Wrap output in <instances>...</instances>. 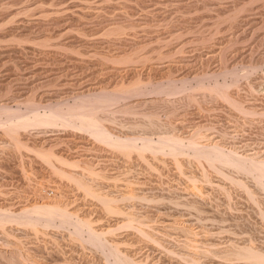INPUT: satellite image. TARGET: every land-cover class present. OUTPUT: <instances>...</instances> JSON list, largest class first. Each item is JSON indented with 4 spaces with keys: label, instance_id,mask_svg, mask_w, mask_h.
Listing matches in <instances>:
<instances>
[{
    "label": "bare ground",
    "instance_id": "bare-ground-1",
    "mask_svg": "<svg viewBox=\"0 0 264 264\" xmlns=\"http://www.w3.org/2000/svg\"><path fill=\"white\" fill-rule=\"evenodd\" d=\"M262 68L264 0H0V264H264Z\"/></svg>",
    "mask_w": 264,
    "mask_h": 264
},
{
    "label": "rangeland",
    "instance_id": "rangeland-1",
    "mask_svg": "<svg viewBox=\"0 0 264 264\" xmlns=\"http://www.w3.org/2000/svg\"><path fill=\"white\" fill-rule=\"evenodd\" d=\"M233 65H235V67H237V69H238V71H239L240 74L245 73V72L247 71V69H248V68H247L248 62H243V61H242V58H239L237 61H235V62L233 63ZM257 74H258V75L260 74L261 76H264V68H262V70H259ZM257 92H258L259 95L264 96V87H263L261 90H258ZM56 175L59 176V177H61L59 174H56ZM59 177H58V178H59ZM45 186H46V185H45ZM45 186H44V185H42V186L40 185V186H39V187H40L39 189H40L41 193H40V192H38V193H39V195L41 194L40 196H42V195L45 194V193H46L45 195H46V196L48 195L49 197H55V196L58 195V194L61 195V193H60L58 190H57V192H56V190H53L51 185H50V186L47 185V188H45ZM43 187H44L46 190L43 189ZM53 188H54V187H53ZM240 194H241V193H240ZM45 195H43V196H45ZM60 195H58V196H60ZM48 196H47V197H48ZM237 197H238V198L240 197V200L237 199V198L235 199L236 202L238 201L237 204L240 203L239 206H238V209L242 207L240 210H241V211L244 210V212H247V210L249 209V208L246 209L247 204H245V203H247V199H246V198H242V196L239 195V193H238V196H237ZM241 199H243L244 201L241 200ZM239 201H240V202H239ZM242 202H243L245 205H244ZM242 205H243V206H242ZM242 209H243V210H242ZM245 209H246V210H245ZM240 210H239V211H240ZM237 211H238V210H237ZM233 212H235V211H233ZM253 217H254V220H256V219H258L259 215H257V216H256V215H253ZM256 217H257V218H256ZM258 220L261 221L260 218H259ZM261 223H262V222H261ZM259 225L262 226V224H259ZM60 232H61V231H60ZM12 238H15V237H12ZM18 239H19V238L15 239V240H18ZM23 239H24V238H23ZM41 239H42V240H46V239H44V238H42V237H41ZM32 241H33V240H32ZM46 241H47V240H46ZM59 243H60V244H61V243L64 244V241L62 240V241H60ZM65 244H66V243H65ZM49 245H50V244H48V245L46 246V248H45L46 250L48 249L47 251H46V250H43V249H42V250H38V251H40V252L42 251V252L40 253V252L36 251V254L40 253V254H42V255L44 254L43 256H45V255H46L45 252H49V251H51V249H52L51 245H50V246H49ZM58 245H59V244H58ZM50 247H51V248H50ZM9 249H10V248H9ZM43 251H44V252H43ZM51 252H52V251H51ZM40 254H39V255H40ZM47 254H48V253H47ZM39 255H38V257H40ZM42 255H41V256H42Z\"/></svg>",
    "mask_w": 264,
    "mask_h": 264
}]
</instances>
